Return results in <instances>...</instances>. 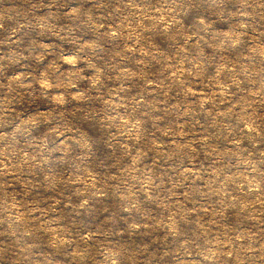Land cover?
<instances>
[{
    "label": "clouds",
    "instance_id": "9594fccd",
    "mask_svg": "<svg viewBox=\"0 0 264 264\" xmlns=\"http://www.w3.org/2000/svg\"><path fill=\"white\" fill-rule=\"evenodd\" d=\"M0 264H264V0H0Z\"/></svg>",
    "mask_w": 264,
    "mask_h": 264
}]
</instances>
